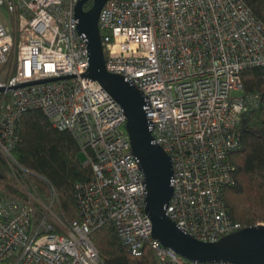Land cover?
Returning a JSON list of instances; mask_svg holds the SVG:
<instances>
[{"label":"built area","instance_id":"1","mask_svg":"<svg viewBox=\"0 0 264 264\" xmlns=\"http://www.w3.org/2000/svg\"><path fill=\"white\" fill-rule=\"evenodd\" d=\"M78 2L0 0V157L26 195L0 189V264H102L91 235L108 223L134 257L150 245L156 264H228L189 261L154 239L125 113L87 76ZM99 27L106 70L142 93L153 142L172 160L169 218L206 243L244 229L224 189L234 184L229 155L241 149V116L261 106L241 74L264 67V23L243 0H108ZM31 110L70 132L93 168L76 185L80 219L70 225L31 192L13 157Z\"/></svg>","mask_w":264,"mask_h":264},{"label":"trees","instance_id":"2","mask_svg":"<svg viewBox=\"0 0 264 264\" xmlns=\"http://www.w3.org/2000/svg\"><path fill=\"white\" fill-rule=\"evenodd\" d=\"M243 1L264 23V0ZM92 6L93 2H87L85 9ZM241 77L244 92L259 94L261 106L245 112L237 126L242 145L229 155L235 167L234 184L224 189V201L231 220L246 228L264 224V67L247 69ZM18 136L13 157L29 172L26 183L31 192L51 206L63 223L79 220L75 188L79 182L93 179L94 172L91 165H84L86 158L77 140L70 132L56 129L41 110L23 115ZM0 189L26 197L1 157ZM91 239L102 264H156L150 245H146L142 257L132 256L112 223L95 230Z\"/></svg>","mask_w":264,"mask_h":264},{"label":"water","instance_id":"3","mask_svg":"<svg viewBox=\"0 0 264 264\" xmlns=\"http://www.w3.org/2000/svg\"><path fill=\"white\" fill-rule=\"evenodd\" d=\"M90 1L93 6L86 10L85 4ZM107 1L79 0L76 6L79 31L86 36L90 51L87 76L97 81L125 113L132 150L145 177V211L153 223L154 239L192 262L264 264V224L246 227L215 243H206L183 232L167 215L166 210L174 192L172 160L153 142L142 93L123 76L109 73L105 68L99 16Z\"/></svg>","mask_w":264,"mask_h":264},{"label":"rangeland","instance_id":"4","mask_svg":"<svg viewBox=\"0 0 264 264\" xmlns=\"http://www.w3.org/2000/svg\"><path fill=\"white\" fill-rule=\"evenodd\" d=\"M261 224H263V223H261Z\"/></svg>","mask_w":264,"mask_h":264}]
</instances>
